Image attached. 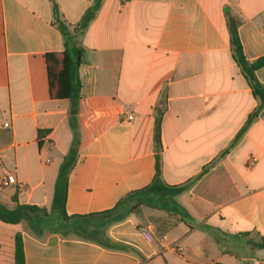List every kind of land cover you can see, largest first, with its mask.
<instances>
[{"label":"crops","instance_id":"obj_1","mask_svg":"<svg viewBox=\"0 0 264 264\" xmlns=\"http://www.w3.org/2000/svg\"><path fill=\"white\" fill-rule=\"evenodd\" d=\"M94 1L0 0V124L7 125L0 183L8 173L18 181L0 189L8 208L52 206L74 138L71 101L52 99L49 90L46 54L65 49L54 7L72 31ZM228 12L239 22L246 59H264V0H103L77 38L84 49L80 147L66 212L113 209L152 182L160 153L167 184L192 182L176 196L183 213L143 205L106 225L111 241L140 255L73 233L38 238L26 222L0 223L10 264L17 233L24 264H264V249L250 244L264 238V107L233 144L260 100L233 59ZM256 76L264 84V66Z\"/></svg>","mask_w":264,"mask_h":264},{"label":"trees","instance_id":"obj_2","mask_svg":"<svg viewBox=\"0 0 264 264\" xmlns=\"http://www.w3.org/2000/svg\"><path fill=\"white\" fill-rule=\"evenodd\" d=\"M102 2L103 0H95L94 4L87 9L72 31L61 20L57 6L54 7L56 25L64 37L65 49L63 52L46 54L49 90L52 99H69L71 101L70 125L74 132V138L70 151L59 171L51 208L48 210L38 206L20 204L11 209L0 204V223L19 225L22 222H26L32 233L38 238L48 233H60L63 236L73 233L78 237L96 241L110 249L133 252L140 255V252L131 246L111 241L106 236L105 231L89 229L88 222L102 218L108 220V225L119 223L125 220L135 209L143 205L170 213H183L181 206L176 201V196L186 191L192 182L181 186L167 184L162 177L160 153L156 155V173L152 182L148 186L125 196L113 209L85 216H69L65 208L69 174L77 162L80 147L77 115L82 96L80 67L83 63L84 49L78 46L77 38L88 29L91 22L95 19ZM227 17L233 59L247 79L254 97L260 100L259 107L249 116L245 125L237 134L233 142V144H236L264 107V84L256 76L257 70L264 66V59H260L255 63H251L246 59L238 33L239 22L229 12ZM155 141L160 147L162 146L161 116L156 119ZM205 172L206 170L198 178ZM250 244L255 248L264 249V238L259 242L251 241ZM24 263L23 241L21 235L17 233L14 237V264Z\"/></svg>","mask_w":264,"mask_h":264},{"label":"built area","instance_id":"obj_3","mask_svg":"<svg viewBox=\"0 0 264 264\" xmlns=\"http://www.w3.org/2000/svg\"><path fill=\"white\" fill-rule=\"evenodd\" d=\"M128 119L132 120L133 116H128ZM2 127H7V125L6 124H4V125L0 124V128H2ZM253 160L255 161V159H253ZM15 185H18V181H17V178H16L15 174L8 173V174H6L5 178L0 183V189H4V188L15 186ZM140 232L142 233V235L147 240H152L153 239V236H152V234H151V232H150V230L148 228H141ZM175 250L177 252L181 251L179 247H175Z\"/></svg>","mask_w":264,"mask_h":264},{"label":"rangeland","instance_id":"obj_4","mask_svg":"<svg viewBox=\"0 0 264 264\" xmlns=\"http://www.w3.org/2000/svg\"><path fill=\"white\" fill-rule=\"evenodd\" d=\"M101 219L102 218L94 219V220L89 221L88 222L89 229H91V230L96 229V230L105 231V228L107 227L106 225H108V223L107 224H102V223L101 224H98V223L96 224L95 223L97 220H101ZM0 233L6 235L7 234V230L6 229H2V226H0ZM6 250H7V248L5 247V244L0 243V258L3 259V263L4 264H10L11 263L10 262V255L8 254V250L7 251Z\"/></svg>","mask_w":264,"mask_h":264},{"label":"water","instance_id":"obj_5","mask_svg":"<svg viewBox=\"0 0 264 264\" xmlns=\"http://www.w3.org/2000/svg\"><path fill=\"white\" fill-rule=\"evenodd\" d=\"M157 151L159 152L160 151V148H158Z\"/></svg>","mask_w":264,"mask_h":264}]
</instances>
